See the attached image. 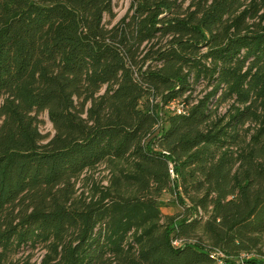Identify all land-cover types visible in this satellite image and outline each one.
Returning a JSON list of instances; mask_svg holds the SVG:
<instances>
[{"label":"trees","instance_id":"trees-1","mask_svg":"<svg viewBox=\"0 0 264 264\" xmlns=\"http://www.w3.org/2000/svg\"><path fill=\"white\" fill-rule=\"evenodd\" d=\"M114 19L112 0H0V264H264V0Z\"/></svg>","mask_w":264,"mask_h":264},{"label":"rangeland","instance_id":"rangeland-1","mask_svg":"<svg viewBox=\"0 0 264 264\" xmlns=\"http://www.w3.org/2000/svg\"><path fill=\"white\" fill-rule=\"evenodd\" d=\"M132 0H112L113 11L115 14V19L112 21V24H115L119 21L129 10ZM109 18H106L108 21ZM200 90L197 92L199 94ZM42 123H40V130L43 134L52 136L54 129L50 123L46 114L41 117ZM110 170L103 164L98 166L95 170L86 172L80 177L76 183V190L78 194L85 192V195L90 193V189L93 184L107 186L111 177ZM179 207H163V213L169 214L178 211ZM43 251L41 249H36L35 251H22L18 255L12 257L13 261L19 262V264L29 263V264H39Z\"/></svg>","mask_w":264,"mask_h":264},{"label":"built area","instance_id":"built-area-1","mask_svg":"<svg viewBox=\"0 0 264 264\" xmlns=\"http://www.w3.org/2000/svg\"><path fill=\"white\" fill-rule=\"evenodd\" d=\"M214 257L218 259V264H222L224 259H226V256L224 253L220 251L214 252ZM252 258V254L249 253H243L238 258L236 264H252L249 262V260Z\"/></svg>","mask_w":264,"mask_h":264}]
</instances>
